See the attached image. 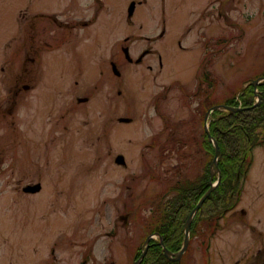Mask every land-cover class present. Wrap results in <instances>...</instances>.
I'll list each match as a JSON object with an SVG mask.
<instances>
[{"label": "rangeland", "instance_id": "obj_1", "mask_svg": "<svg viewBox=\"0 0 264 264\" xmlns=\"http://www.w3.org/2000/svg\"><path fill=\"white\" fill-rule=\"evenodd\" d=\"M18 1L0 0V42L13 36L9 22L15 21L13 12L21 5ZM21 1L25 3L21 8H26L31 1L39 2L38 9L52 15V3L49 4L52 0ZM104 2L106 28L90 29L80 38L82 32L74 34L71 42L45 54L46 58H55L58 69L67 73L72 84L69 98L58 96L52 111V124L71 98L78 96L75 92L79 95L94 92L98 99L93 104L72 110L68 132L56 135L51 146L41 140L40 130L46 129L45 121L37 120L42 125L33 130L35 141L15 147L10 145L7 157L0 163V171H3L0 175V264H133L134 250H138L145 239L141 228L138 229L140 223L153 220L159 225L163 222L160 217L174 215L176 226L185 233L187 223L184 221H188L193 208H187L182 216L172 214L183 207L186 199L180 200V193L175 191L178 186L171 183L180 179L184 172L194 174L193 170L190 173V168L182 167L191 160L174 154L171 158H145L147 147H143L146 143L141 138L147 142L152 133L160 132L161 121L156 120L152 130L137 118L135 124H119L116 120L112 122L110 115L114 113L113 117L117 118L128 116L130 112L139 117L145 110L143 102L148 103L149 94L154 98L155 94L167 91L169 99L165 105L173 108L172 123L187 121L196 113L199 100L211 104L214 99L225 100L227 93L235 91L238 96L237 92L245 82L264 73V10L262 15L252 17L257 14L258 3L255 1H239L228 19L214 17L212 22H198L199 12L210 5L205 0H146L137 5L132 30L126 20L131 0ZM29 8L26 20L35 13L33 5ZM54 10L59 15L65 12V2L62 0ZM68 16L71 14L62 18ZM86 16L85 12L80 15L81 18ZM116 23L120 28L114 30ZM153 23L159 28L151 29ZM47 24L52 28V24ZM164 26L162 38L159 35ZM210 32L214 40V63L210 70L214 86L210 96L196 97L192 94L197 90L198 79L192 78L206 72L198 68L203 54L208 52L202 37ZM129 36L132 38L124 42ZM219 40L224 41L218 43ZM147 44L152 45V50L159 52L162 59L163 67L157 75L148 76L145 65L137 68L127 63L120 48L128 45L135 60ZM2 48L0 46V65L7 59L6 54L11 59L13 54L12 50L8 53ZM156 56L146 60L159 66ZM114 58H121V63L124 61L119 68L121 72L126 71L125 67L128 70V76L119 81L112 72L106 74L105 65L108 70ZM28 68L26 75L52 74L45 60L37 72L31 71V64ZM46 80L38 83L39 92L50 90ZM200 82L203 83L201 79ZM118 86L121 95H115ZM202 88L209 89L206 83ZM56 90L63 91L64 88L57 87ZM113 94L114 99L111 98ZM0 97H3V90H0ZM40 103V109L48 112L49 121V110ZM200 107L205 112L208 109L201 102ZM38 115L42 117L44 113ZM165 115L172 117L168 112ZM104 122L109 124L101 125ZM101 129H110V144L114 153L125 157V167L116 164L117 158H97L98 150L108 154V149L98 140L99 137L106 138ZM190 151L185 149L186 153ZM190 153L192 155L193 151ZM253 155L239 205L223 216L214 227V234L207 237L211 240L206 243L209 245L207 254L202 248L204 240L193 241L190 264H264V145L256 146ZM230 179L223 180V186L215 195L216 203L226 201L228 190L231 191ZM221 182L222 174L217 186ZM37 184L42 186L39 193H24L25 188ZM192 185H188L186 191ZM131 193L135 195L136 227L127 225L123 219L128 212ZM166 208L174 210L168 212ZM217 212H213L215 217ZM113 231L115 236H108Z\"/></svg>", "mask_w": 264, "mask_h": 264}, {"label": "flooded vegetation", "instance_id": "obj_2", "mask_svg": "<svg viewBox=\"0 0 264 264\" xmlns=\"http://www.w3.org/2000/svg\"><path fill=\"white\" fill-rule=\"evenodd\" d=\"M61 1L62 0H52V2H49L50 5L52 3V15H48L38 9L37 6L39 5V2L31 1L30 3L26 4V8H21V5L24 7L25 3L19 0L18 3H20L21 5L17 12H13L15 21L9 22V26L14 32L13 36L10 40H8L7 36L6 41L0 42V46L3 47L2 51L8 53L11 52V50L13 51L12 59L8 57V54H6L7 59L0 65V90H3V97H0V131L2 130V132L0 133V153L3 154V157L0 156V163L3 162V158L7 157L8 147L10 145L15 147L17 145H21L22 143L35 141L33 130L39 129V126L42 125L41 121L37 120L41 119L45 121L46 129L40 130V134L42 135L41 140L44 142H49V144L46 145L51 146L52 141H55L56 139V135L60 136L68 132L67 128L69 121L71 120V111L78 110L79 107H82L86 104H93L98 99V97L95 96L94 92L87 91L82 95H79L77 92H75L78 96L72 97V100L66 106L61 103V106H64L63 110L56 115L54 123L52 124V111L57 105L58 96L63 99L69 98L68 92L72 89V84L67 78V73H61V70L58 69L55 58L52 56L46 58L45 54L51 53L57 47L71 42L75 38L74 34H80V32H82L79 36L80 38L82 34H87L90 29L99 30L100 28H106L104 0H63L65 2L66 11L60 13L59 15L56 14L54 9ZM205 1L210 5L207 10L199 12L197 16L198 22H205L206 20L212 22V20L214 21V17H217L219 19H228L230 17V14L236 10L238 2L242 0ZM243 1L246 3H252L254 1L258 3L257 14H252V17H258L263 14V0ZM145 2L146 0H139L138 2H135V0H131L126 13V20L131 30L135 27L133 16L137 9L138 3L141 5ZM29 5H33L35 7V13L31 19L26 20V18L28 17L27 9H30ZM132 7L133 12L131 13ZM83 12L87 13L86 18L80 17ZM65 14H71V16L63 19L62 17H64ZM47 22H49V24H52V28H49ZM119 28L120 26L116 23L114 30H117ZM155 28L158 29L159 25L153 23L151 29ZM55 30L57 31V34ZM188 31L191 32L192 29L188 28ZM164 33L165 26L163 27V32L159 36L163 38ZM90 38L91 40L93 39V41L96 42L95 38ZM130 38L132 37L129 36L125 38L124 42H128ZM202 40L205 41L204 47H207L208 52L205 55L203 54V60L198 69H203L204 71H206L203 76L206 78L205 80H208L210 84L206 85L209 88L208 90L203 89L202 85L204 83L202 84L200 82L201 77L199 73L195 74L192 79H198V86L196 92L192 95L196 97L198 95L210 96L211 87L214 86V78L211 77L210 72L212 64L214 63L213 34L210 32L206 36L204 35L202 37ZM120 48L124 54L125 61L131 65L137 66V68H139V66L145 65V70L148 76L153 73L157 75L161 71L163 67L162 59L159 56V52L157 54L156 51L152 50V45L147 44L141 55H139V57L135 60L130 55V48L128 45L121 46ZM156 54L158 56H156ZM152 56H156L157 58L159 57V66L156 63L155 66L148 63L149 61H147L146 59ZM44 60L46 64L48 63L49 69L52 70L51 75L39 74L36 71V69L39 68L40 64H42ZM123 62L124 61H122L121 63V58H114V60L110 62V67L108 70L107 65H105L106 74H110L112 72L116 76L117 81L122 78L124 79L126 76H128V74H126L128 70L126 67V71L124 70V73L119 70L121 65H124ZM28 64H31V71L37 73L26 75L25 71L29 69ZM105 75H103L102 79H104ZM45 79H47L46 81L48 85H50L49 88L50 90L52 89V92H49L50 90H43L42 92H39L40 90H38V83L41 81L44 82ZM75 84L77 86L78 82L75 81ZM57 87H63L64 92L61 90H56ZM177 89H179V86H177ZM120 91V87L118 86V90L115 95H121L122 93ZM41 94L42 96H40ZM115 95L113 94L111 98L114 99ZM148 97V103L145 104L143 102V109L145 110L142 112L141 116L136 117V115H131V113L129 112L127 114L128 116H119L115 118L113 117V113L110 115L111 121L115 122L116 120L119 124H135V118H137V120L143 121L153 130L156 126V120H159L162 124L161 131L152 133L147 142L146 139L141 138V141L146 143L143 147H147V149L144 150V153L147 154V157L145 154V158H171L174 154L176 157H181L182 159L188 158L187 161L191 160V163H189L188 165L182 164V167L190 168V173L193 170L194 174H186L184 172L180 179L174 180L171 183V185L174 184L175 186H178L176 187L175 191H178L180 193V200L186 199V201H184V203L182 204L183 207L177 209L179 214L182 216L187 208H189L190 206L194 208L198 203L197 201L195 205L189 204L190 198H185L186 194L183 188V182L185 179L184 177H187L190 181L192 180L193 185L187 189V191L191 192L192 196L199 195V193L201 192V185L205 184L206 182H208V184L210 185L209 182L211 179L210 177L209 181L205 180V178L207 177L206 170L208 168V164L211 161V158L214 157V146L212 144L209 147H206L207 144L205 146V143H207V140L209 138L205 131V123L203 118L204 111L200 107L201 100H199V105L195 109L196 113L189 120L172 123L171 120H174L173 108H166L165 105L166 101H168L169 99V92H159L155 94L154 98L152 94H149ZM144 100L145 98H142V101ZM40 101L44 103L49 110V121L48 114H46L48 112L42 111V109H40ZM212 101L214 102V100ZM165 112L172 114V117L165 115ZM41 113H44V115L42 117H39L38 114ZM212 116L213 114L209 116L208 128L209 134L214 137L212 130L214 117L212 119ZM126 119L129 121H122ZM106 124L109 123L104 122L101 125ZM101 131L104 132L106 138L102 140L99 137L98 140L103 142L101 146L108 149V154L104 155L103 150H98L97 153H99V155L97 158H118L120 156L125 158L123 154L118 155L114 153L113 146L110 144V140L108 138V136H110V129H101ZM186 148H189L191 151H193V154L191 155V151L189 153H186ZM209 171L211 172V165L209 167ZM165 173H167V171ZM2 174L3 171H0V175ZM134 197L135 195H133L132 193L129 195V211L127 212L126 217L123 218L127 225L132 224L133 226L135 225V223L131 220V218L133 217L135 219L136 212ZM196 215L198 219L194 220V222L192 223V225L195 224L196 227H200L202 225V222H206L208 220L207 216L200 213V210ZM170 223L173 224V222ZM115 234V231H113L112 233H109L108 236H115ZM159 240L163 241V243L165 244V240L162 236Z\"/></svg>", "mask_w": 264, "mask_h": 264}, {"label": "trees", "instance_id": "obj_3", "mask_svg": "<svg viewBox=\"0 0 264 264\" xmlns=\"http://www.w3.org/2000/svg\"><path fill=\"white\" fill-rule=\"evenodd\" d=\"M260 99L261 102L256 107L254 105V87L246 89L242 101L244 103L243 111H238L234 113H222L216 112V120L212 124L213 135L216 141L219 143L220 150L222 152V158L219 160V168L222 174V182L213 191L210 197L204 202L203 207L200 209V213L207 216V221L202 222L200 227L195 228V224L192 225V235L194 234H214V221H220L221 217L225 216L227 213L231 212L238 198L240 180L237 179L238 175L241 176L245 174L248 170L251 160V153L257 145L264 144V83L259 85ZM227 105H235V98H230L225 101ZM211 104H207L210 109ZM205 112V111H204ZM203 123V122H202ZM207 144V146H206ZM206 147L211 146V142L207 140L205 143ZM215 153V150H214ZM212 160V158H211ZM206 170L205 180L209 181L211 177V172L209 171L210 163ZM231 177V179H230ZM184 192L186 197H189V204H196L207 190L210 188L208 182L201 185V192L199 195L188 196L186 187L188 184H192L187 177H184ZM216 178L215 180H217ZM230 179L228 186L230 184V192L226 196V201L221 200V202L216 203L215 195L223 186L224 182ZM180 185V184H179ZM229 197V199H228ZM157 200H161L158 198ZM214 200V201H213ZM129 211V209H127ZM168 212H172L174 209L166 208ZM217 212V216L213 215V212ZM172 214H179L178 210L175 209ZM213 215V216H212ZM176 216H162V223L156 225L153 220H147L146 224H139L138 229L141 228V232L145 234V239L151 232H159L165 240V245L169 250L178 251L180 245L183 241L182 230L176 226L177 222ZM198 219V217H197ZM134 221V218H131ZM135 219V227H136ZM172 221L174 224L170 223ZM217 221V223H218ZM185 222V221H184ZM182 226V223L179 224ZM137 229V228H136ZM208 236V235H207ZM143 240L142 244L144 243ZM142 244L138 248L134 260L138 259L142 251ZM152 246L150 247L147 256L142 261L141 264H188L189 257L192 250L190 249L187 254H185L181 261L178 263L170 262L162 253V248L158 242L152 241Z\"/></svg>", "mask_w": 264, "mask_h": 264}, {"label": "water", "instance_id": "obj_4", "mask_svg": "<svg viewBox=\"0 0 264 264\" xmlns=\"http://www.w3.org/2000/svg\"><path fill=\"white\" fill-rule=\"evenodd\" d=\"M131 9V8H130ZM133 12V7L131 9V13ZM260 82H264V78H261V79H258L256 81L253 82V85L254 87H256L258 85V83ZM220 108H226L228 110H230L231 112H236V111H239V109H234V108H231V107H226V106H219ZM218 107H215L213 108L211 111L217 109ZM210 111V112H211ZM209 113H207L206 115V119L208 118L209 116ZM122 121H129V120H122ZM208 132V131H207ZM211 137V136H210ZM211 140L214 142V147H215V156H214V160H213V163H212V169H214V176L215 174H219L220 176V171H219V165H218V161L219 159L221 158V152H220V149H219V145L218 143L211 137ZM116 164L118 165H126V162H125V158H123L122 156H120L119 158L116 159ZM212 184V182H210ZM217 184H213L211 186V188L206 192V194L203 196V198L200 200L199 204L196 206V208L193 210L191 216L189 217L188 221H187V225H186V231H185V239H184V242H183V247L181 249V251L179 253H172L170 252L165 246H164V243H161V245L163 246L164 248V253H165V256L171 260V261H179L182 257V255L185 253V251L187 250V247L189 245V242H190V224H191V220L194 216V214L202 207L204 201L210 196V194L214 191V189L216 188ZM42 189V186L40 184H37L35 186H28L27 188L24 189V192L25 193H29V194H37L41 191ZM152 239V236H149L145 243H144V251L143 253L141 254V256L139 257V259L137 261H135L134 264H140L142 262V260L146 257L147 255V252H148V249L150 247V241Z\"/></svg>", "mask_w": 264, "mask_h": 264}]
</instances>
